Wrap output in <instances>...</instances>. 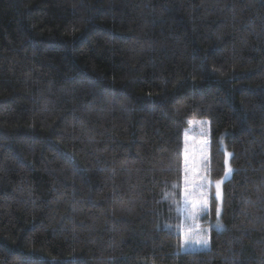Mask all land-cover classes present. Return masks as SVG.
Masks as SVG:
<instances>
[{
    "label": "trees",
    "instance_id": "16d2710c",
    "mask_svg": "<svg viewBox=\"0 0 264 264\" xmlns=\"http://www.w3.org/2000/svg\"><path fill=\"white\" fill-rule=\"evenodd\" d=\"M191 119L232 174L185 251ZM0 264H264V0H0Z\"/></svg>",
    "mask_w": 264,
    "mask_h": 264
},
{
    "label": "rangeland",
    "instance_id": "374dc122",
    "mask_svg": "<svg viewBox=\"0 0 264 264\" xmlns=\"http://www.w3.org/2000/svg\"><path fill=\"white\" fill-rule=\"evenodd\" d=\"M210 130L209 122L191 119L184 135L183 206L182 238L183 250H204L210 246L212 195L217 201L218 217H221L223 185L232 174L230 152H226V171L220 179L210 178ZM210 223V224H209ZM209 224V225H208Z\"/></svg>",
    "mask_w": 264,
    "mask_h": 264
}]
</instances>
